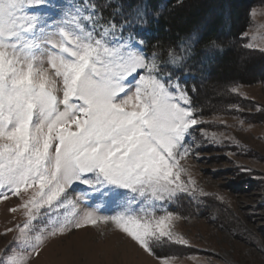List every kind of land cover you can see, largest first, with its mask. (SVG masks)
<instances>
[{
    "label": "snow or ice",
    "instance_id": "snow-or-ice-1",
    "mask_svg": "<svg viewBox=\"0 0 264 264\" xmlns=\"http://www.w3.org/2000/svg\"><path fill=\"white\" fill-rule=\"evenodd\" d=\"M101 21L95 6L64 12L56 0H0V199L32 189L16 248L0 264H27L48 237L101 221L150 254L162 242L188 243L169 230L178 217L165 205L194 183L179 161L199 121L186 89L163 72L190 48L146 54L137 31L146 9L125 17L118 34L115 21ZM75 183L85 201L119 190L127 198L113 215L97 205L62 219L77 207L67 196Z\"/></svg>",
    "mask_w": 264,
    "mask_h": 264
},
{
    "label": "rangeland",
    "instance_id": "rangeland-1",
    "mask_svg": "<svg viewBox=\"0 0 264 264\" xmlns=\"http://www.w3.org/2000/svg\"><path fill=\"white\" fill-rule=\"evenodd\" d=\"M56 2L64 12L73 7L87 8L79 0ZM241 36L244 51L235 47L234 71L205 88L214 108L206 116L197 117L199 124L188 140L190 153L179 161V166L186 169L182 178L194 182L179 195L186 194L192 204L206 197L204 212L200 214L196 207L183 202L175 209H169V203L165 205L178 217L169 230L188 243L176 244L165 238L173 247L150 254L110 222L79 228L70 225L63 234L45 239L27 264H163L165 258L168 264H264V82H253L249 75L241 77L247 82L236 81L249 66L256 73L263 68L255 63V54L264 53V0L250 7ZM249 43L255 46L246 47ZM235 97L248 105L239 107ZM233 103L231 108L238 112L227 111ZM31 192L29 189L20 196L0 199V253L9 247L15 250L17 225L26 219L20 205ZM84 195L82 184L67 189L68 199L76 201L77 207L61 210L62 219H71L77 209L97 205L102 206L100 215H113L127 198L124 190H119L115 199L96 194L85 201Z\"/></svg>",
    "mask_w": 264,
    "mask_h": 264
},
{
    "label": "trees",
    "instance_id": "trees-1",
    "mask_svg": "<svg viewBox=\"0 0 264 264\" xmlns=\"http://www.w3.org/2000/svg\"><path fill=\"white\" fill-rule=\"evenodd\" d=\"M79 1L81 3V0ZM259 1L83 0L81 4H86L91 9L95 6L103 21H115L118 26L117 34L125 17L133 19L137 9H146L148 23L137 31L140 32L139 38L144 41V52L148 55L153 51L165 54L169 49L180 51L181 46H188L190 50L184 53V62L165 67L163 75L171 74L172 83L179 81L180 86L186 89L197 117H203L214 108L213 102L207 99L205 88L234 71L237 61L234 48L244 51L240 44L241 35L248 22L250 7ZM127 35L126 32L125 37ZM212 42H216L219 47H213ZM255 56V63L263 67L261 72H254L249 66L243 71L245 75L240 73L241 76L236 81L247 82L241 77L249 75L253 82H264V53L258 52ZM164 59H168L166 55ZM234 100L239 107L248 105V102L242 101L241 98L235 97ZM231 102L234 101H230V104ZM233 106L234 103L228 106L227 111L238 112V109L231 108ZM179 194L181 193L169 202V209L179 208L183 202L187 207H196L200 214L204 212L206 197L202 196L192 204L185 198L186 194L183 197ZM172 247L173 244L162 242L155 247L154 253H159L158 249L167 251Z\"/></svg>",
    "mask_w": 264,
    "mask_h": 264
}]
</instances>
